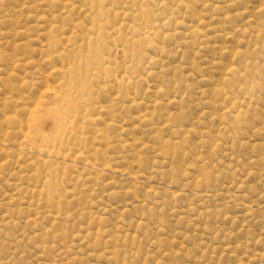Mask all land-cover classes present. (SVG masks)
Wrapping results in <instances>:
<instances>
[{
	"label": "rangeland",
	"instance_id": "obj_1",
	"mask_svg": "<svg viewBox=\"0 0 264 264\" xmlns=\"http://www.w3.org/2000/svg\"><path fill=\"white\" fill-rule=\"evenodd\" d=\"M50 1L53 4L48 3ZM57 1L0 0V264H264V0H150V5L149 0H132L135 7L127 0L103 2L110 9L106 8L104 21L102 16L97 17L101 19L99 27L102 21L107 24L103 26L104 34H108L103 37L106 38L104 44H100L101 59L108 61L104 66L113 68H105L111 74L107 76L104 72L100 75L102 79H97L96 83L102 82L99 87L106 90L93 98L94 106H99L94 112L101 114L96 126L90 125L88 130L102 128L106 139L87 134L88 146L81 156L93 154L96 148L97 158L105 165L92 167L72 154L59 160L60 167L68 173L67 203L62 204L68 210V221L61 217L48 220L30 212L37 204L40 212L45 210V201L42 202L45 197L31 193L35 189L32 185L40 183L39 176L35 175L38 157L26 150H17L19 124L3 117L18 110V119L25 120L20 125H25L32 116L22 114L20 109L26 105L32 107L46 85H55L57 78H46L53 66L60 67L55 58L50 64L45 61L50 53L45 47L52 22L49 15L63 13L66 9L62 6L68 1L69 7L72 1L75 6H80L81 2L84 5L83 0ZM140 1L141 6L145 4V8L140 6L142 10H146L144 28L137 18ZM124 4L130 8L125 13L134 8L132 13L128 12L136 17L135 20L129 15V19L134 20L132 24L128 16L122 19L124 14L117 9L118 5L124 8ZM84 6H80L81 10L88 12ZM69 7V22L64 19L61 23H52L62 26V31L55 33L56 39L62 42L69 36L70 45H82L80 39L88 34L81 30L85 31L82 34L74 26L77 20L85 23L90 37H95L97 32L92 34L93 26L90 21L87 23V13L81 16ZM111 16L117 23L113 24ZM156 23L159 28L153 27ZM188 23L197 26L196 33L200 34L194 32L193 35ZM114 30L125 33L119 32L120 41L138 38L143 57L137 61L128 46L120 45L123 42L116 39ZM143 30L149 32V38L140 41L142 36L136 34ZM77 35L79 37H75ZM150 37L153 43L147 42ZM24 43L29 44L27 49L22 48ZM150 44L159 48L154 49ZM81 50L86 48L82 46ZM119 73L131 79L133 85L129 91L135 89V94L117 96L118 88L113 81L115 74L120 77ZM176 86H181L178 92ZM217 86L220 88L215 89ZM157 88L164 96L160 92L155 95ZM16 93L23 97L16 98ZM6 97L16 98L17 103L11 105L12 108L9 104L4 106ZM131 97L136 100L132 108L128 102ZM114 98L118 99L113 101ZM114 102L119 106H114ZM57 119V113L45 114L33 124L51 132ZM157 128L159 130L155 131ZM171 140L179 141V147L170 149L166 143ZM74 147H78L77 144ZM174 155L179 158L175 159ZM30 161L34 162L31 168ZM32 174L35 176L29 180L27 176ZM20 175L24 180H20ZM202 178L205 183L199 182ZM15 183L26 187L19 191ZM10 196L20 198V205L16 200H9ZM80 209L86 213L85 217L78 214L83 213ZM30 219L34 222H29ZM96 230L104 232L95 234ZM40 231L49 234H39Z\"/></svg>",
	"mask_w": 264,
	"mask_h": 264
},
{
	"label": "bare ground",
	"instance_id": "obj_2",
	"mask_svg": "<svg viewBox=\"0 0 264 264\" xmlns=\"http://www.w3.org/2000/svg\"><path fill=\"white\" fill-rule=\"evenodd\" d=\"M32 1V0H31ZM55 1H57V0H55ZM67 1V0H66ZM75 2H76V0H74ZM80 1V0H79ZM84 1V5L87 7V9H88V12L87 11H85V10H81V8H80V6H84L83 5V3L81 2V4H80V6H75L76 4H73V1L71 2V9L73 10V12H74V9L75 10H77L78 11V13H80L81 14V16H82V14H84V13H87V15L86 14H84V15H86L87 16V18L89 19H87V18H84V19H87V23H89V21H90V23L89 24H91L92 26H93V30H92V34H93V32H97V35L94 37L93 35V37L94 38H91L90 37V35H89V30H88V27L87 28H85V23H81V21H76V23L74 24V26L75 27H78L79 28V30L81 31V30H85L86 31V34H85V31H84V33H82L83 31H81V33L82 34H85V35H87V37L86 38H84V39H80L83 43H82V45L81 44H79V45H77V46H73V45H70L69 44V40L71 41V38L69 39V36H67L66 38H64L63 40H62V42H64V43H66L64 46H62L63 44H61L60 45V43H62L60 40L61 39H56V37H57V34H55L56 32H59V31H62V26H58V25H56V24H52V23H57V22H59V23H61V21L62 20H64V19H66L65 21L66 22H69V9H67L68 7H69V1L67 2V3H69L68 5H67V3H66V5H64V4H62V5H64V6H62L63 8H65L66 10L64 11L63 10V13H57L58 15H54L53 13H52V15H49V16H51L52 17V19H51V21L52 22H50L51 23V25H50V29H49V32H47L48 34L47 35H49L48 36V38H47V42H46V48H48V50L50 51V53L49 54H47L46 55V59H45V61H47L49 64H50V60H54V58H55V61L56 60H59V63H60V67H56V66H53V68L48 72V74H47V77L46 78H50V79H53L54 80V78H57V80L55 81V85H53V86H50V85H46L47 87H45L44 88V91H43V93L41 94V96L40 97H38V99H37V101L35 100L34 101V103H32L33 105H32V107L31 106H28V105H26V107L25 106H23L20 110H22V114H24V115H29V117L30 116H32V119L30 118V120H32V121H28V122H26V124L25 125H20V123L23 121V120H21V119H18L19 118V115L17 114V112H18V110H17V112L16 111H12V112H9V115H5V116H3L4 117V119L5 120H7V121H9V122H14V123H18L19 125H17V127L19 128V132H17V133H19V135L18 134H16L15 133V135H18L19 136V138H18V140L15 142V143H17V145H15L16 146V148H17V150H26L27 152H30L31 154L32 153H34L35 154V156L36 157H38L37 158V160H36V163H37V166L35 167V172H36V176H39V185H32V188H35V189H32L31 190V193H37L38 195V197H39V195H41V197L40 198H42V196H44L45 197V199L44 200H42V202H44V207H45V210H43V211H39L38 210V205L39 204H37V208L36 207H34V208H32V209H30V212H32V215L33 216H35L36 215V217H37V215H43V217H45V218H47L48 220H59V218L61 217V218H63V219H66L67 220V218H68V215H66V213H68V210H66V209H64V207H62V204H64V203H67L66 201H65V197H66V195H65V193L67 192V190H66V185H65V182H66V179H67V174L68 173H65L66 171L64 170L65 168L63 167V169L60 167V164H61V162H59V160H64L66 157H67V154H69V155H74V158H80L81 160H83L84 162H85V164L87 163V164H90L92 167L93 166H102L103 167V165H105V163H103L102 162V160H100L99 158H97V156H96V154L98 153V151H97V149L95 148V151H94V153L93 154H85L86 152H89V151H87L86 150V152L84 153L86 156H81V154L85 151V148L88 146L87 145V139H88V137L89 136H92L93 138H97V139H106V135H105V133H104V131H103V129L101 128V129H99V128H92V129H90V130H88V128H90V125L91 126H93V125H95V122H97V120L99 119V116H100V114H101V112L99 111V112H94V111H96V110H98V108H99V106H94V102H93V98H96L99 94H101L102 92L104 93V91L106 90L105 89V87H103V86H101L102 88H100L99 87V85L98 84H100V83H102V82H99V83H96L97 82V79H99L98 77H100V75L101 74H105L106 72H107V76L109 75V74H111L110 72H108V71H106V69L105 68H107L108 66H111V65H108L107 67L106 66H104V65H106V64H108V61L105 59V58H103V59H101L102 58V56H101V45L100 44H104V41L106 40V38H104L103 39V37L104 36H106V34H107V32H106V34H104L105 33V30H104V26H103V24L105 23H103L102 24V22L104 21V19L105 18H103L104 16H106V8H108V7H105L104 5H103V2L105 1V0H83ZM110 1V0H109ZM112 1V0H111ZM110 1V2H111ZM117 0H115L114 2H116ZM132 0H130V1H128L127 0V3H130V4H132V2H131ZM137 1V0H136ZM148 1V0H147ZM172 1V0H171ZM58 2V1H57ZM165 2V1H164ZM163 2V3H164ZM176 2H177V0H176ZM179 2H180V0H179ZM190 2V1H189ZM33 3H35L36 4V6H37V3H36V1L35 2H33ZM48 3H50V4H53V3H51V1L50 2H48ZM105 3L106 4H108L109 2H107V0L105 1ZM126 3V2H125ZM126 3V4H127ZM141 1H140V4H139V7L141 6ZM147 3V2H146ZM149 4L148 5H150V0H149V2H148ZM162 3V2H161ZM35 4H34V7H35ZM55 4H56V2H55ZM61 4V3H60ZM73 4V5H72ZM79 3H77V5H78ZM113 5H116L117 6V4H119V3H117V4H115V3H112ZM134 4H136L135 2H134ZM134 4H132V6L133 7H135V5ZM159 4V3H158ZM170 4V3H169ZM174 4V3H173ZM185 4V3H184ZM45 5H49V4H46V2H45ZM121 5V4H120ZM120 5H118V7H117V9H119V12H121L122 14H124V15H121L122 16V19H123V16H128V20H130V21H132L131 19H129L131 16H133V15H131V13H132V10L134 9H131V10H129V11H131V13L129 14L128 12L129 11H127V13H128V15H125V14H127V13H125V11H126V9L128 8V6H126L125 4H124V8L122 7H119ZM123 5V4H122ZM128 5V4H127ZM137 5H138V2H137ZM164 5L165 6H167V4H165L164 3ZM171 5V4H170ZM178 5H180V4H178ZM181 5H182V3H181ZM28 7L30 6V5H27ZM85 6H84V8H85ZM112 6V5H111ZM111 6H109V7H111ZM125 6H126V8H125ZM145 6V4L144 5H142L141 7H144ZM175 6V5H174ZM34 7H33V9H34ZM69 7V8H70ZM112 7H115V6H112ZM140 7V9L138 8H136L137 9V18L140 20V22H139V25L141 24L142 25V28H144L145 26H144V24L146 23V21H145V18H144V15L143 14H145V11L146 10H142V8ZM158 7V6H157ZM176 7H177V5H176ZM176 7H174V8H176ZM179 7V6H178ZM187 7V6H186ZM116 8V7H115ZM145 8V7H144ZM150 8V7H149ZM159 8V7H158ZM170 8H171V6H170ZM25 9V8H24ZM30 9H31V7H30ZM83 9V8H82ZM108 9H110V8H108ZM114 9V8H113ZM112 9V10H113ZM128 9H130V8H128ZM178 9V8H177ZM182 9V8H181ZM186 9V8H185ZM28 10H29V8H28ZM40 10V9H39ZM55 10V9H54ZM150 10V9H149ZM149 10H148V12H149ZM151 10H152V8H151ZM167 10H169V8L167 9ZM71 11V10H70ZM109 11V10H108ZM155 11H157V10H155ZM185 11V10H184ZM24 12H25V10H24ZM33 12V11H32ZM37 12H40V11H37ZM47 12V11H46ZM49 12V11H48ZM62 12V11H61ZM110 12V11H109ZM116 12H118L117 10L115 11V13ZM154 12V11H153ZM167 12V11H166ZM193 12V11H192ZM42 13V12H41ZM45 13V12H44ZM51 13V12H50ZM113 14H115L114 12H112ZM149 13H151V12H149ZM117 14V13H116ZM134 14V13H133ZM136 14V13H135ZM153 14V13H152ZM78 15V14H77ZM84 15H83V17H84ZM108 15H110V14H108ZM107 15V16H108ZM118 15H119V13H118ZM129 15H130V17H129ZM156 15V14H155ZM40 16V15H39ZM38 16V17H39ZM98 16H102V22H101V24L100 25H102V26H100L99 27V25H98V22H99V20H101L100 19V17H99V20H97V17ZM169 16V15H168ZM5 17V16H4ZM112 17V16H111ZM120 17V16H119ZM152 17L153 18H155L153 15H152ZM108 18H109V16H108ZM108 18H106V19H108ZM113 18V17H112ZM131 18H135V20H136V17H135V15H134V17H131ZM9 19V18H8ZM41 19V18H40ZM77 19V18H76ZM121 19V18H120ZM127 19V18H126ZM159 19V18H158ZM157 19V20H158ZM172 19V18H171ZM41 20H43V19H41ZM80 20H81V18H80ZM110 21H112L111 19H109ZM190 20V19H189ZM264 20V19H263ZM262 20V21H263ZM107 22H108V20H106ZM122 21V20H121ZM120 21V22H121ZM171 21V20H170ZM43 22V21H42ZM64 22V21H63ZM66 22H64V23H66ZM83 22V21H82ZM120 22H119V24L118 25H120ZM134 22V20L132 21V22H130L131 24ZM157 22V21H156ZM193 22V21H192ZM264 22V21H263ZM109 23V22H108ZM114 23H117V22H114V18H113V24ZM125 23H126V21H125ZM67 24H69V23H67ZM71 24H72V19H71ZM106 24V23H105ZM110 25H111V23H109ZM124 24V23H123ZM135 24V23H134ZM192 24V23H191ZM64 25V24H63ZM90 25V26H91ZM107 25V24H106ZM139 25H136V26H139ZM140 25V26H141ZM148 25V24H147ZM158 25V23H156V25H152L153 27H158L157 26ZM165 25V24H164ZM186 25V24H185ZM263 25V24H262ZM48 26V25H47ZM89 26V25H88ZM89 26V27H90ZM92 26L90 27V29L92 28ZM122 26V25H121ZM124 26V25H123ZM126 27H129V26H132V25H125ZM134 26L135 25H133V27L132 28H134ZM140 26L138 27V29L140 28ZM188 26H190L189 25V23H188ZM112 28V26H107V28ZM115 27V26H114ZM116 27H118V26H116ZM63 28H64V26H63ZM71 28V27H70ZM121 28V27H120ZM132 28H130V29H132ZM159 28V27H158ZM198 27L197 26H195V25H191L190 27H189V29H191V32H197L198 31V29H197ZM233 28V27H232ZM29 29V28H28ZM73 29V28H72ZM114 29H116V28H114ZM121 29H123V28H121ZM135 29V28H134ZM186 29H188V27L186 28ZM18 30V29H17ZM70 31V30H69ZM73 31V30H72ZM107 31V30H106ZM112 31H113V29H112ZM121 31V30H120ZM119 30H114V34H116V39L118 40V41H120V38H121V35H124L123 33H121ZM122 31H124V30H122ZM133 31V30H132ZM140 31V30H139ZM153 31V30H152ZM159 31V30H158ZM19 32H21V31H16V33H19ZM24 32V31H23ZM23 32H22V34H23ZM52 32H54V35H51V33ZM111 32V31H110ZM119 32L121 33V35L119 34ZM134 32H135V30H134ZM188 32V31H187ZM200 32V31H199ZM216 32V31H215ZM79 33V32H78ZM90 33H91V31H90ZM148 31L147 30H143L142 32H140L139 34H136L137 36H142L141 37V39H140V41L142 40V41H144L143 39L144 38H147V36H148ZM171 33V32H170ZM195 33L193 34V35H195ZM75 34H77L76 32H75ZM187 34V33H186ZM196 34H200V33H196ZM32 35V34H31ZM33 35H35V34H33ZM60 35L62 36L63 35V33H61L60 32ZM72 35V34H71ZM84 35V36H85ZM108 35V34H107ZM112 35V34H111ZM158 35V34H157ZM205 35V34H204ZM29 36V35H28ZM65 36V35H64ZM73 36H74V34H73ZM89 36V37H88ZM113 36V35H112ZM63 37V36H62ZM75 37H79L78 35L77 36H75ZM81 37V36H80ZM152 37V36H151ZM151 37H150V40H151ZM166 37H168V35L166 36ZM171 37V36H170ZM26 38V37H25ZM28 38V37H27ZM109 38V37H108ZM134 38V37H133ZM132 37H130V38H125L124 40H121L123 43H121L120 45L122 46V47H126V46H128V49H130V54L134 57L135 56V58H136V60L137 59H141L143 56V54H142V49H140V47L137 45L138 44V40H136V39H138V38H135V39H133ZM148 38H149V36H148ZM183 38V37H182ZM200 38H202V37H200ZM74 39H77L78 40V38H74ZM111 39V38H110ZM109 39V40H110ZM115 39V40H116ZM122 39H123V36H122ZM112 40V39H111ZM117 40H116V43H117ZM150 40L149 41H147L148 43H153V41L152 42H150ZM24 41V40H23ZM73 41V40H72ZM120 41V42H121ZM31 42V41H30ZM115 42V41H114ZM114 42H112V43H114ZM28 43V42H27ZM75 43V42H74ZM73 43V44H74ZM107 43V42H106ZM147 43V44H148ZM108 44V43H107ZM107 44H106V46H107ZM110 44V43H109ZM108 44V45H109ZM115 44V43H114ZM113 44V45H114ZM140 44H142L141 42H140ZM20 45V44H19ZM58 45H60L59 46V48L60 49H58ZM75 45V44H74ZM117 45H119V44H117ZM149 45V44H148ZM151 45V44H150ZM28 46H29V44H28ZM27 44L25 45V43H24V45L22 46V48L23 47H26V49H27ZM82 46H83V48H86V50L85 51H83V50H81V48H82ZM141 46V45H140ZM152 47H154L155 45H151ZM19 47V46H18ZM105 47V46H104ZM158 47V46H157ZM156 46L154 47V49L155 48H157ZM110 48V47H109ZM127 48V47H126ZM159 48V47H158ZM38 49H40V47L38 48ZM103 49H105V48H103ZM121 49V48H120ZM164 48H162V50H163ZM169 50H170V48H168ZM24 50V49H23ZM43 50V49H42ZM159 50V49H158ZM165 50V49H164ZM167 50V49H166ZM173 50V49H172ZM6 51V50H5ZM27 51V50H26ZM26 51H25V53H26ZM45 51V50H44ZM105 51V50H104ZM40 52H41V50H40ZM107 52V51H106ZM171 52H173V51H171ZM171 52H169V53H171ZM244 52V51H243ZM242 52V54H244ZM44 53V52H43ZM127 53H129V51H127ZM163 53V52H162ZM166 53V52H165ZM240 53H241V50H240ZM22 54H24V52H22ZM107 54V53H106ZM105 54V55H106ZM166 54H168V53H166ZM173 54V53H172ZM7 55V54H6ZM6 55H5V57H6ZM42 55V54H41ZM45 56V55H44ZM128 57H129V54L127 55ZM131 56V57H132ZM244 56H245V54H244ZM243 56V57H244ZM8 57V56H7ZM132 57V59H134V61H135V58H133ZM26 58V57H25ZM30 58V57H29ZM107 61L106 63H104V61L105 60ZM107 59H109L108 58V56H107ZM3 60H4V57H3ZM5 60H6V58H5ZM4 60V61H5ZM13 60H14V58H13ZM42 60V59H41ZM44 60V59H43ZM114 60V59H113ZM8 60H6L5 62H7ZM15 61V60H14ZM27 61V60H26ZM138 61V60H137ZM29 62H30V60H29ZM58 62V61H57ZM136 62V61H135ZM17 63V62H16ZM114 63V62H113ZM131 63V62H130ZM4 64V63H3ZM6 64V63H5ZM4 64V65H5ZM135 64V63H134ZM125 65V64H124ZM247 65H249V64H247ZM136 66V65H135ZM134 66V67H135ZM112 67V66H111ZM110 67V68H111ZM121 67V66H120ZM119 67V68H120ZM125 67H126V65H125ZM133 66H131L130 68H132ZM133 67V68H134ZM246 67H248V66H245V68ZM3 68V67H2ZM8 68H10V67H8ZM28 68V67H27ZM109 68V69H110ZM113 68V67H112ZM111 68V70L113 71V69ZM130 68H128V69H130ZM176 68H178V67H176ZM118 69V68H117ZM226 69V68H225ZM224 69V70H225ZM107 70H108V68H107ZM124 70H125V68H124ZM171 70H173V69H171ZM175 70V69H174ZM235 70H237V69H235ZM12 71V70H11ZM115 71V70H114ZM238 71H240V70H238ZM5 72V71H4ZM105 72V73H104ZM234 72V71H233ZM243 72V71H242ZM245 72V71H244ZM3 73V72H2ZM8 73H10V72H8ZM7 73V74H8ZM14 72H12V74H13ZM127 73V72H126ZM125 73V74H126ZM173 73V72H172ZM114 74V73H113ZM120 74V77H117V74H115V76L117 77H115V79H114V83H115V85L117 86V88H118V90H117V96L119 97V98H121V97H123V96H129V95H131V94H135L136 93V90L135 89H131L132 91L130 92L129 91V87H130V85L132 84L133 85V83L132 82H130L131 81V79H130V81H129V78L128 77H126V76H121V73H119ZM118 74V75H119ZM228 74V73H227ZM239 74V73H238ZM9 75V74H8ZM229 75V74H228ZM233 75V74H232ZM13 76V75H12ZM103 76V75H102ZM106 76V75H105ZM104 76V77H105ZM176 76H178V74H176ZM231 76V75H230ZM111 77H113V75L111 76ZM9 78V77H8ZM29 78V77H28ZM44 78V77H43ZM101 79H102V77H100ZM180 78V77H179ZM45 79V78H44ZM107 80L108 79H110V78H106ZM173 79V78H172ZM180 79H182V78H180ZM52 80V81H53ZM104 80V79H103ZM175 80V78L173 79V81ZM177 80V79H176ZM222 80V79H221ZM47 81V80H46ZM45 81V82H46ZM49 81V80H48ZM99 81V80H98ZM111 81V80H110ZM110 81H108V82H110ZM182 81V80H181ZM223 81V80H222ZM107 82V81H106ZM106 82H105V84H106ZM141 82V81H140ZM139 82V83H140ZM177 82H178V80H177ZM50 83V82H49ZM48 83V84H49ZM175 83V82H174ZM181 83V82H180ZM218 84V83H217ZM11 85V84H10ZM21 85H22V83H21ZM40 85V84H39ZM109 85V84H108ZM107 85V86H108ZM132 85H131V87H132ZM223 85V84H222ZM13 86H14V84H13ZM16 86H17V84H16ZM109 86H111V85H109ZM215 86H216V84H215ZM221 86V85H220ZM10 87H12V85L10 86ZM134 87V86H133ZM176 87H178V86H176ZM176 87L174 88V89H176ZM219 86H217V87H215V89L216 88H218ZM147 88H149V87H147ZM146 88V89H147ZM151 88V87H150ZM155 88V87H154ZM179 88H181V86L180 87H178L177 89H176V91L178 92V89ZM220 88V87H219ZM11 89V88H10ZM9 89V90H10ZM16 89V88H15ZM14 89V90H15ZM51 89V92H49L48 90H50ZM215 89H213V91H215ZM12 90H13V87H12ZM43 90V89H42ZM145 90V89H144ZM156 91H154V93H155V95H157V94H159L158 92H163L161 89H159V88H157V89H155ZM172 90V89H171ZM17 91V90H16ZM41 91V90H40ZM218 91V90H217ZM222 91H224V90H222L221 89V92ZM137 92H139V93H141V91H137ZM143 92V91H142ZM152 92V91H151ZM164 92H165V90H164ZM170 92V91H169ZM226 92V91H225ZM13 93H15V91L13 92ZM102 93V94H103ZM145 93H146V91H145ZM157 93V94H156ZM201 93V92H200ZM218 93V92H217ZM216 92H215V94H217ZM38 94V93H37ZM138 94V93H137ZM144 94V93H143ZM169 94V93H168ZM167 94V95H168ZM220 94V93H219ZM218 94V96H220ZM16 95H18V93H16ZM115 95V94H114ZM141 95H142V93H141ZM151 95V94H150ZM160 95H163V93H161ZM166 95V94H165ZM225 95V94H224ZM25 96V95H24ZM38 96V95H37ZM116 96V95H115ZM116 96V97H117ZM133 96V95H132ZM164 96V95H163ZM172 96H174V95H172ZM23 96L22 95H18L16 98H19V99H21ZM221 97V96H220ZM225 97V96H224ZM226 97H229V95L228 96H226ZM231 97V96H230ZM233 97V96H232ZM16 98L15 99H13V98H11V97H6V98H4V101H3V103H4V106L6 105V104H9L10 106L9 107H11V105H14V104H16L17 102H15L16 101ZM124 98V97H123ZM123 98H122V100H123ZM139 98V97H138ZM143 97H141V99H142ZM165 98V97H164ZM180 98H181V96H180ZM118 98H114L113 99V101H116ZM173 99V98H172ZM227 100H228V98H226ZM108 100V99H107ZM112 100V99H111ZM125 100H127V99H125ZM139 100H140V98H139ZM138 100V101H139ZM143 100V99H142ZM145 100V99H144ZM150 100V99H149ZM166 100V99H165ZM177 99H175L174 98V101H176ZM232 100V99H231ZM1 101V100H0ZM18 101V100H17ZM109 101V100H108ZM107 101V102H108ZM121 101V100H120ZM119 101V102H120ZM128 101V100H127ZM226 101V100H225ZM105 102H106V100H105ZM129 106H131V108H132V105H135L136 104V100H135V98L134 97H131V99L129 98ZM141 103H142V101H140ZM161 102V101H160ZM172 102V101H171ZM170 102V103H171ZM228 102H230V99H229V101ZM232 102V101H231ZM145 103V102H144ZM150 103H152V102H150ZM158 103V102H157ZM156 103V101H155V104H157ZM162 103H163V101H162ZM173 103V102H172ZM176 103V102H175ZM107 104V103H106ZM119 106L117 103H115L114 102V106ZM119 104H122V103H119ZM143 104V103H142ZM159 104V103H158ZM221 104V103H220ZM97 105H99V103L97 104ZM111 105V104H110ZM109 105V106H110ZM145 105V104H144ZM2 106H3V104H2ZM3 106V107H4ZM7 106V105H6ZM17 106V105H16ZM15 106H13V108H14ZM134 107V106H133ZM224 107V106H223ZM12 108V107H11ZM124 108V107H123ZM120 109V108H119ZM118 109V110H119ZM126 109V108H125ZM238 110H240V109H238ZM238 110H236V111H238ZM11 111V110H10ZM228 111H230V110H228ZM2 112V111H1ZM20 112V111H19ZM147 112V111H146ZM227 111L225 110V113H226ZM231 112L232 111H230V114H231ZM51 113H57V117H58V119L55 121V124H54V130L53 131H51V132H46V131H44V129H42L40 126H38L37 124L36 125H34L33 124V121H36L38 118H40L41 116H43V115H48V114H51ZM237 113V112H236ZM21 114V113H20ZM224 114V113H223ZM228 114V113H227ZM237 114H239L240 115V113H237ZM243 114V113H242ZM107 115V114H106ZM170 116V115H169ZM172 116V115H171ZM232 116H235L236 118L238 117V116H236V115H232ZM231 116V117H232ZM45 118L47 117V116H44ZM144 117V116H143ZM241 118H243L242 116H240ZM151 118V117H150ZM171 118V117H170ZM241 118H239V119H241ZM29 119V118H28ZM168 119V118H167ZM4 120V121H5ZM27 120V119H26ZM146 120H147V118H146ZM151 120V119H150ZM149 120V121H150ZM166 120V119H165ZM169 120V119H168ZM6 121V122H7ZM231 121H233V120H231ZM8 122V123H9ZM23 122H25V120L23 121ZM41 123V122H40ZM148 123V122H147ZM232 123V122H231ZM233 123H235V120L233 121ZM10 125H11V123H10ZM13 125V124H12ZM11 125V126H12ZM235 125V124H234ZM96 126V125H95ZM94 126V127H95ZM109 126H110V124H109ZM151 126V125H150ZM13 127V126H12ZM11 127V128H12ZM16 127V128H17ZM106 127H107V125H106ZM151 128H152V126H151ZM155 128V127H154ZM153 128V129H154ZM234 128H235V126H234ZM25 129V130H24ZM107 129H109V127L107 128ZM161 129V128H160ZM159 129L157 128V130H155V131H158ZM162 130V129H161ZM152 131V130H151ZM16 132V131H15ZM154 132V131H153ZM157 132H155V134H156ZM89 136H88V135ZM14 137H16V136H14ZM91 137V138H92ZM108 138V137H107ZM7 139V138H6ZM103 140H100V141H102V143H103ZM169 140V139H168ZM112 141V140H111ZM85 142H86V145H85ZM109 142V141H108ZM105 144H107L106 142H104ZM77 144V146L78 147H74V145H76ZM112 144V143H111ZM167 146L170 148V149H174V148H177V147H179V145H180V142L179 141H167ZM94 146V145H93ZM148 146H149V144H148ZM89 147H91V146H89ZM112 147H114V146H112ZM152 147V146H151ZM81 149L83 150V151H81ZM92 149V148H91ZM99 149V148H98ZM147 149V148H146ZM161 149V148H160ZM159 149V150H160ZM149 150H150V148H149ZM153 150V149H152ZM96 151H97V153H96ZM171 151V150H170ZM176 151V150H175ZM174 151V152H175ZM21 152V151H20ZM20 152H17V153H19L20 154ZM100 152V151H99ZM102 152V151H101ZM151 152V151H150ZM156 152H158V151H156ZM155 152V153H156ZM177 152V151H176ZM176 152H175V154H176ZM153 153V152H152ZM169 154H170V152H168ZM71 155V156H72ZM171 155V154H170ZM82 158H81V157ZM101 157V156H100ZM173 157V156H172ZM174 157H175V155H174ZM173 157V158H174ZM176 157H178L179 158V155L178 156H176ZM175 157V159H177ZM20 158V157H19ZM44 158H47V160L46 159H44ZM51 158H54L55 159V161H53V160H50ZM102 159H104V158H102ZM105 160V159H104ZM109 161V160H108ZM31 163H29L30 164V168H31V164H34V162L33 161H30ZM26 164V163H25ZM28 164V163H27ZM84 164V165H85ZM108 164V163H107ZM90 165H87V166H90ZM27 167V166H26ZM113 168V167H112ZM100 169V168H99ZM102 169V168H101ZM119 169V168H118ZM196 170V169H195ZM27 172H28V170H26ZM27 174H29V173H27ZM23 175V174H22ZM25 175V174H24ZM23 175V176H24ZM34 174H32V175H29V176H27V178L30 180L33 176H35ZM21 176V175H20ZM23 176H21L22 178H20V180H22L23 179ZM26 176V175H25ZM81 176V175H80ZM89 176H93V175H89ZM69 177V176H68ZM91 178V177H90ZM24 180V179H23ZM95 180V179H94ZM173 180V179H172ZM83 181V180H82ZM96 181V180H95ZM200 181H204V183H205V180H204V178H202L201 180H199V182ZM27 182H28V180H27ZM85 182V181H84ZM207 182V181H206ZM86 184V183H85ZM195 184H196V182H195ZM202 185H203V182L201 183ZM202 185H200V186H202ZM206 185H208V184H206ZM14 187L17 189V190H21V189H25V187H21V184L19 183V184H14ZM208 187V186H207ZM211 187V186H210ZM205 188V187H204ZM83 189V188H82ZM201 189H203V188H201ZM89 191V190H88ZM205 191V190H204ZM210 191V190H209ZM176 193H178V192H176ZM210 193V192H209ZM73 195V194H72ZM175 195H177V194H175ZM73 197V196H72ZM87 197V196H86ZM9 198V200H16V202L18 203V200L19 201H21L20 200V198H14L13 196H10V197H8ZM39 198V199H40ZM43 199V198H42ZM71 201V200H70ZM76 201V200H75ZM88 202V201H87ZM84 203V202H83ZM82 202H81V204H83ZM85 203H86V201H85ZM84 203V204H85ZM92 203V202H91ZM94 203V202H93ZM4 204H6V203H4ZM8 204V203H7ZM19 204V203H18ZM76 204H78V202H76ZM88 204V203H87ZM20 205V204H19ZM90 206V205H89ZM92 206V205H91ZM46 207H52V208H54L55 210H51V209H46ZM86 207V206H85ZM87 208H88V206H87ZM82 209V208H81ZM80 209V210H81ZM91 209V208H90ZM79 210V211H80ZM83 210V209H82ZM81 210V212H83V213H78V214H83L82 216H84L85 217V214H84V211H82ZM85 210V209H84ZM88 210V209H87ZM78 211V210H77ZM86 212V211H85ZM74 213V212H73ZM75 214V213H74ZM88 214V213H87ZM69 215H70V213H69ZM71 215H72V213H71ZM30 216V215H29ZM74 217V216H73ZM94 217V216H93ZM92 217V218H93ZM200 217V216H199ZM71 218H72V216H71ZM90 218V217H89ZM5 219V218H4ZM33 221V219H30V221L29 222H31L32 223V221ZM87 220H88V218H87ZM92 220V219H91ZM91 220H89V222L91 221ZM68 221V220H67ZM34 222V221H33ZM6 224V223H5ZM100 226V225H99ZM103 230V229H102ZM97 231V232H96ZM95 231V234L97 233H102V232H104V231H102L101 232V230H100V232H98V230H96ZM106 231H107V229H106ZM50 232V231H49ZM108 232V231H107ZM94 233V232H93ZM92 233V234H93ZM39 234H49L48 232H46V231H40V233ZM90 234V233H89ZM92 234H91V236H92ZM108 234V233H107ZM51 235V234H50ZM63 235V234H62ZM94 235V234H93ZM105 235V234H104ZM103 235V236H104ZM58 236H61V235H58ZM61 238H65V236H61ZM60 238V239H61ZM92 238V237H91ZM93 239V238H92ZM95 240H97V238H96V236H95ZM96 242V241H95ZM109 253V252H108ZM106 254V253H105ZM107 255V257H108V255L109 254H106ZM111 255V254H110ZM105 256V255H104ZM123 256H124V254H123ZM62 258V257H61ZM110 258V257H109ZM115 258V257H114ZM121 258H122V256H121ZM124 258V257H123ZM126 258V257H125ZM52 259V258H51ZM111 259H113V258H111ZM110 260V259H109ZM108 260V261H109ZM115 260V259H114ZM112 262H113V260H111ZM116 261V260H115ZM43 264V263H42Z\"/></svg>",
	"mask_w": 264,
	"mask_h": 264
}]
</instances>
